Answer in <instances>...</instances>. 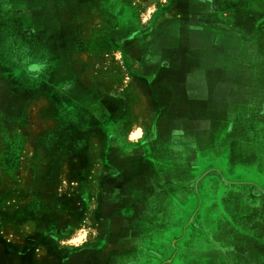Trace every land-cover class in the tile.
<instances>
[{
    "label": "rangeland",
    "instance_id": "374dc122",
    "mask_svg": "<svg viewBox=\"0 0 264 264\" xmlns=\"http://www.w3.org/2000/svg\"><path fill=\"white\" fill-rule=\"evenodd\" d=\"M85 1L0 0V237L7 234L12 252L26 243L21 255L29 264H133L138 254L162 264L163 256L149 254L150 248L163 247L167 238L181 247L178 239L186 231L225 232L224 244L232 242L236 227L263 238L264 202L250 206L241 195L222 194L224 189L205 226L194 216L199 202L200 212L211 204L213 192L202 202L197 193L189 198V219L174 203L155 208L152 221L148 212L140 217L137 207L141 200L180 198L182 169L194 166L176 161L175 167L155 154V141L163 140L156 88L170 71L158 61L181 56L180 35L193 24L194 9L234 6L243 9L244 22L217 20L249 35V43L259 46L252 52L264 59V22L256 26L262 13L248 8L250 0H106L91 20L90 10L75 5ZM171 38L178 45L166 43ZM155 39L162 42L151 49ZM261 66L256 86L263 82ZM236 98L239 107L246 105L241 92ZM249 137L238 135L242 142L232 155L204 166L231 177L228 167L256 160V140ZM217 214L237 219L219 224ZM173 260L179 263L180 256Z\"/></svg>",
    "mask_w": 264,
    "mask_h": 264
},
{
    "label": "crops",
    "instance_id": "0c3cea01",
    "mask_svg": "<svg viewBox=\"0 0 264 264\" xmlns=\"http://www.w3.org/2000/svg\"><path fill=\"white\" fill-rule=\"evenodd\" d=\"M85 2L75 5L90 10L89 19L93 20L100 14L106 0ZM248 3V8L252 12L256 10L257 14L262 13L260 20L256 23L258 27L264 22V3L253 0ZM69 6L73 8L72 5ZM242 10L237 6L219 10L213 7H197L192 13V16L194 15L193 24H187L180 35L182 39L181 56L179 58L167 57L158 61L159 64H166L170 71L166 72L164 79L158 82L156 88L159 97L156 101L158 105L163 106V109H158L162 112V116L157 123L163 140L155 141L158 145V152L155 154L160 159L171 161L175 167L177 166L176 161H180V165L187 163L189 166H194L190 169H182L181 175L186 177V181L181 178V183L183 181L185 183L181 184L183 187L179 189L180 198L175 200L172 198L171 201L149 199L150 201L146 202L141 200L140 205H137L140 217L148 212V218L152 221L156 218L155 208L162 204L166 209L171 206L173 208L174 203L180 216L189 219V207H192L189 198L197 193L198 199L201 200L206 194L213 192L211 204L209 203L205 210L200 212L203 203L199 202L198 213L194 216L196 223L209 225L210 217L216 216L215 211H211L212 208H217L218 195L216 194L222 189H224L222 194L228 192L226 195L234 193L243 196L250 206L264 202V190L260 188L262 184L264 185V74L261 77L263 80L261 85L254 84L257 78L256 67L258 65L262 67L264 59L252 52L254 49L258 50L259 46L249 43L247 39L249 35L243 36L241 32L238 34L237 28L234 29L233 26L217 20L220 17V21L227 22L231 18L236 23L244 22ZM85 13L86 11L84 15ZM247 14L251 16L250 12ZM210 16L214 19L208 23H202ZM245 32L253 33V30L247 31L246 28ZM165 41L172 45L178 43L174 38ZM161 42V40H153L151 49L156 48V44H161ZM210 53L212 55H209ZM153 57H149L150 60H153ZM253 59L255 62L252 61ZM157 70L153 71L154 75L158 73ZM238 80L242 81L238 82ZM238 92L246 98L244 107H239L237 104ZM141 95L145 96L143 93ZM151 95H153L152 92H150ZM151 108L150 110H153L155 106L152 105ZM241 112L247 114L241 115ZM240 134L243 136L250 134L252 137L249 138L256 140L251 149L256 160L250 161L248 166L231 165L228 167L231 177H226L224 171L218 167L207 164L204 166L206 161H211L213 164V162L226 159L230 153L232 155L235 143L242 142L238 140ZM259 176L260 180L254 179ZM189 179L196 182L194 188L189 184ZM223 179L230 182L226 183ZM143 189L140 187L138 191L141 193ZM167 189L169 188L166 187L165 192ZM169 193L172 197L173 189H169ZM235 219L237 217L224 218L220 214L217 217L219 224L226 220L233 225ZM202 233L188 234L186 231L178 239L182 244L178 248L173 246L172 238L166 237L167 242L163 247L155 246L150 248L148 253L158 259L163 256L164 263L162 264H264V237H259V235L254 237L253 232L247 234L236 227L235 233L229 235L232 242L224 244L225 232L217 236L213 231L207 232V235H205L206 232ZM206 237H209V240L199 242V239ZM4 238L6 239L0 237V264H29L28 257L21 255L23 247H27V244L21 242L18 244L21 248L12 252L6 233ZM251 242H254L252 246L244 247ZM194 243L197 244V247H194L196 249L190 247ZM203 246L206 248L201 249ZM204 249L206 250L203 251ZM175 255L180 256L179 263L173 260ZM132 262L133 264L135 262V264H152L150 260L141 259L139 254L134 256Z\"/></svg>",
    "mask_w": 264,
    "mask_h": 264
}]
</instances>
